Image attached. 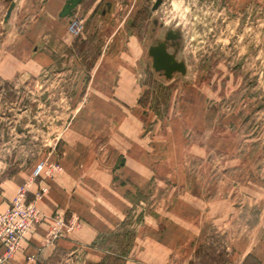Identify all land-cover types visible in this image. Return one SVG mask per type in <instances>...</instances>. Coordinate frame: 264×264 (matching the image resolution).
Listing matches in <instances>:
<instances>
[{
    "label": "rangeland",
    "instance_id": "obj_1",
    "mask_svg": "<svg viewBox=\"0 0 264 264\" xmlns=\"http://www.w3.org/2000/svg\"><path fill=\"white\" fill-rule=\"evenodd\" d=\"M13 1L0 0V185L22 173L41 200L69 161L112 171L125 196L90 207L120 210L112 230L47 260L85 224L57 215L32 264H264V0H82L63 18L67 0ZM169 29L187 65L171 79L149 55ZM87 175L95 194L104 178Z\"/></svg>",
    "mask_w": 264,
    "mask_h": 264
},
{
    "label": "crops",
    "instance_id": "obj_2",
    "mask_svg": "<svg viewBox=\"0 0 264 264\" xmlns=\"http://www.w3.org/2000/svg\"><path fill=\"white\" fill-rule=\"evenodd\" d=\"M87 174H91L97 179L104 178L103 183H98V187L101 188L95 194H91V187H86L83 184L87 181V177L92 178ZM104 175L103 177L102 173L96 170V167L92 169H87L86 166L80 168L74 166L71 162L69 163V161H65L63 176L49 183L48 191L43 195V199L33 200L37 208L40 209L41 214L44 215V218L39 222L40 224L37 223L33 226L21 249L15 255L13 262H17V264H32V257L37 255H39L38 257L46 256L47 247L54 242L56 243L51 247L53 249L45 257L47 260L60 251L70 253L77 245H88L97 240L101 233L112 230L121 220L120 210L115 213L113 210L99 208L96 213L97 210L94 209L95 211L93 212V209L90 208L92 205L96 207L101 205V202L97 203L99 199H106L110 205L117 206L119 209L124 203V193L120 192L119 189H115L112 171L106 172ZM25 176L22 173H17L1 183L0 214L9 208L18 195L20 188L24 187L26 183ZM37 185L32 188H29V185L27 186V191L30 192L28 193L29 199L33 198L31 194L37 190ZM29 199H27L28 202H33ZM67 212L74 214L71 220L77 219L75 214L82 216L85 224H82L80 226L81 229L69 235L68 238L51 242L50 232H52L55 217L61 214L66 215Z\"/></svg>",
    "mask_w": 264,
    "mask_h": 264
},
{
    "label": "built area",
    "instance_id": "obj_3",
    "mask_svg": "<svg viewBox=\"0 0 264 264\" xmlns=\"http://www.w3.org/2000/svg\"><path fill=\"white\" fill-rule=\"evenodd\" d=\"M44 171V164L37 165L34 178H39ZM27 192L22 188L9 208L0 214V264L15 256L30 230L41 221L42 216L35 203L27 201Z\"/></svg>",
    "mask_w": 264,
    "mask_h": 264
},
{
    "label": "water",
    "instance_id": "obj_4",
    "mask_svg": "<svg viewBox=\"0 0 264 264\" xmlns=\"http://www.w3.org/2000/svg\"><path fill=\"white\" fill-rule=\"evenodd\" d=\"M82 0H67L66 5L64 6L62 12L60 13V17H68L74 14V10L77 8L78 5ZM162 4V0H156V4L154 6V11L159 8ZM14 4H12L9 13L13 9ZM170 34L167 37L169 40ZM150 57H154L153 67L156 72L164 71V75L167 79H171L174 73L178 72L182 75L187 74V67L184 62H177L174 55L167 52L165 43H161L159 47H152L149 49Z\"/></svg>",
    "mask_w": 264,
    "mask_h": 264
},
{
    "label": "flooded vegetation",
    "instance_id": "obj_5",
    "mask_svg": "<svg viewBox=\"0 0 264 264\" xmlns=\"http://www.w3.org/2000/svg\"><path fill=\"white\" fill-rule=\"evenodd\" d=\"M10 1H11V5H10V7H11L12 4H15V2L13 0H10ZM65 5H66V3L64 4V6ZM64 6H63V8H64ZM63 8H62V10H63ZM75 10H74V12H75ZM154 24H155V27H156L154 33L158 35L161 32L160 30L163 29V25L159 24L158 21H155ZM163 34H164V37H157L156 36V40L153 42V44L150 46V48L159 47V45L161 43H165L167 52L172 54V55H174L176 60H177V62H184V61H182V60H180L178 58V55H179V53H180V51L182 49L180 32L178 30H176V29H169V30H165ZM169 34H170L171 38L169 40H167V37L169 36ZM151 59H152V63H153L154 62V57H151ZM185 65H186V63H185ZM186 67H187V65H186ZM155 72H156V70H155ZM156 73L159 74L160 76H164L165 77V75H164L165 72L164 71L156 72ZM175 74H180V73L176 72V73H174V75Z\"/></svg>",
    "mask_w": 264,
    "mask_h": 264
},
{
    "label": "trees",
    "instance_id": "obj_6",
    "mask_svg": "<svg viewBox=\"0 0 264 264\" xmlns=\"http://www.w3.org/2000/svg\"><path fill=\"white\" fill-rule=\"evenodd\" d=\"M104 237V236H103ZM102 238V237H101ZM106 262H101V263H99V264H105ZM38 264H40V263H38Z\"/></svg>",
    "mask_w": 264,
    "mask_h": 264
}]
</instances>
